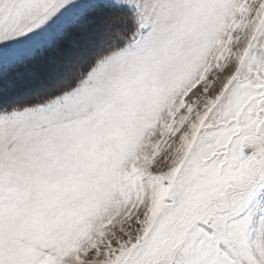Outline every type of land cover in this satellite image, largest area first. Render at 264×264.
<instances>
[{
	"label": "snow or ice",
	"instance_id": "snow-or-ice-1",
	"mask_svg": "<svg viewBox=\"0 0 264 264\" xmlns=\"http://www.w3.org/2000/svg\"><path fill=\"white\" fill-rule=\"evenodd\" d=\"M0 264H264V0H0Z\"/></svg>",
	"mask_w": 264,
	"mask_h": 264
}]
</instances>
